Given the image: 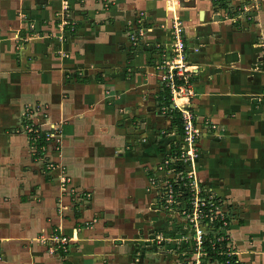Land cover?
I'll return each instance as SVG.
<instances>
[{
	"label": "crops",
	"instance_id": "0c3cea01",
	"mask_svg": "<svg viewBox=\"0 0 264 264\" xmlns=\"http://www.w3.org/2000/svg\"><path fill=\"white\" fill-rule=\"evenodd\" d=\"M241 1L245 13L226 8ZM227 2L0 0V264H136L129 245L146 240L137 225L150 198L148 172L167 149L156 132L170 126L158 115V66L170 57L175 17L193 71L191 107L226 132L201 141V172L222 182L226 197L264 193V0ZM64 13L74 27L61 26ZM38 101L48 104L47 118L32 121L63 129L61 150L50 145L45 156L58 165L50 172L19 132L25 108ZM237 186L244 193L231 196ZM250 215L230 240L243 263L264 264L263 212ZM62 236L67 250L52 253Z\"/></svg>",
	"mask_w": 264,
	"mask_h": 264
},
{
	"label": "rangeland",
	"instance_id": "374dc122",
	"mask_svg": "<svg viewBox=\"0 0 264 264\" xmlns=\"http://www.w3.org/2000/svg\"><path fill=\"white\" fill-rule=\"evenodd\" d=\"M231 1V0H230ZM223 6L225 4H229L227 0H219ZM228 10H234L235 14L239 13H245V6L244 3L238 2L234 7H226ZM242 8V9H241ZM254 8V7H253ZM241 9V11H240ZM233 12V11H231ZM238 13V14H239ZM63 19L68 22L69 25L74 27L75 24L69 20L67 15L63 16ZM65 27L64 25H62ZM71 30V32H73ZM186 54V52H185ZM64 56V55H63ZM187 60V56H186ZM33 107H26L25 109V115L23 118V130L22 128L19 130V132H27V133H32L36 130L35 126H37V123H34L31 119L32 114H37V116L41 119V121H38V124H41L42 121H45L44 119L47 118V109H48V104L42 103L38 101L37 103L32 105ZM190 106H192V102L190 103ZM191 111L194 113V110L192 107H190ZM41 112V113H40ZM160 114V111L158 112V115ZM163 114V113H161ZM164 115V114H163ZM196 116V115H195ZM37 118V117H36ZM38 119V118H37ZM201 120H209L208 118H202ZM211 125L214 124L217 126V130L211 129L209 131L207 130H202L201 127H199L200 130V135L198 139L195 142L194 146V151H196L197 156H195L191 166H188L190 170L194 174V179L198 182L201 183L204 188L210 193H213L215 196H222L220 197L221 200H223L224 206L220 209V214H228L227 212H230V219L232 220L231 225L228 230H223V232L229 236L232 228L234 226L239 225V222H244L247 219L250 218V214L254 213H260L263 212L264 216V207L261 208L262 204L264 203V193H260V197L258 198L255 195H248L244 196V198L241 197H233L229 198L226 197L225 195H222L221 191L224 189V185L222 182L216 183L214 179H211L209 181V178L206 179L205 175L202 170V160L205 157L204 151L201 147V141L210 138L212 140H221L226 136L225 129L222 128L219 124L213 123L212 121ZM39 129L37 130L39 132L40 138L39 139L41 142L39 143L40 146H44L45 150L40 151L39 153L37 152L36 154H40V159L43 160L42 164V170L45 172L47 171V166H52V168H57L58 165L55 164L54 162L50 161V159L46 158V154L48 151V148L50 147L51 141L55 142L54 148L55 150L59 151L61 150V143L57 140V138H50L49 135L47 134H62L63 129L61 127H54L52 129H41V127H38ZM160 137L164 140H166L165 145L167 146V149L170 148V145L178 140V137L174 134H170L166 127H163L161 129H158L156 131ZM31 133V134H32ZM48 138L49 141H48ZM30 145V144H29ZM36 145V144H35ZM30 145L32 156L34 157L33 153L34 151L36 152V146ZM41 146V147H42ZM164 159V156L162 157ZM39 159V160H40ZM38 161V160H37ZM156 165V164H154ZM153 165V166H154ZM163 166L162 161L155 166V170L153 171L154 173V182L153 184L147 185L146 188V195L150 196V198L145 199L144 205L142 207L144 208L143 211V216H141L142 221L139 222L137 227L139 228V234L142 235L143 237H146L145 241H136L135 246L129 245L130 249L129 252L131 253V258L134 259L136 264H201L202 260L206 258V254H204L200 250V246L198 245L197 248L194 249V244L192 243V240L195 239L198 235H200L201 232L206 234V228L201 225L200 222L196 223L193 220V216H189L187 213L184 211V207H178L174 205L169 206V208H162L161 204L159 206L158 204V195H159V188L162 187L163 185L161 184L164 182L165 178L167 177L166 173L161 170ZM161 168V169H160ZM60 172H65L64 168H61ZM212 177V176H211ZM254 180L251 176L248 177L247 182L249 183L248 186L253 187L255 192L261 189V185L259 184L258 181H251ZM214 181V183L212 182ZM223 181V180H222ZM221 188V189H220ZM201 190V189H199ZM85 194L88 195L87 192H84ZM244 193V190H242L241 186H237L235 191H231L230 195L231 196H236V195H241ZM220 195V196H219ZM86 196V195H85ZM91 194L85 198L84 200L88 201L90 199ZM194 213V212H193ZM220 215V216H222ZM244 220V221H243ZM246 223V222H245ZM233 225V226H232ZM257 236H251L249 241H246V245H248V255H250V260H254L256 258L255 252L256 249H252L257 243L256 240ZM223 240V238H221ZM250 244V247H249ZM233 241L230 242V247L232 251L238 250L236 249ZM235 247V249H233ZM53 248V246H52ZM260 250L261 248L264 250L263 246L258 247ZM253 250V251H252ZM259 250V251H260ZM196 252V253H194ZM247 253V252H245ZM132 262V261H131ZM217 264V263H216Z\"/></svg>",
	"mask_w": 264,
	"mask_h": 264
},
{
	"label": "trees",
	"instance_id": "16d2710c",
	"mask_svg": "<svg viewBox=\"0 0 264 264\" xmlns=\"http://www.w3.org/2000/svg\"><path fill=\"white\" fill-rule=\"evenodd\" d=\"M157 105L165 118L170 120V126L167 129L168 132L178 137V140L174 141L168 150L163 147L160 148V151L164 154L162 163L164 164L165 161L170 159L172 160L167 165L166 170H172L176 173L174 178L171 177L173 179L168 178L170 179L169 181H172L171 185L175 197L174 207L183 206L185 213L191 217L196 210L195 202L198 199V221L206 228V234L203 233L201 238L200 250L207 256L202 260L201 264H245L231 250L230 236H227L223 232V230L229 229L232 222L229 216L230 212L224 215L219 212L224 206L223 200L213 193L208 192L201 183H198V188L201 190L197 191L198 188H196L194 180L187 178L186 173L189 171L187 164L177 159L182 154V141L185 138V123L182 113L173 106L172 93L165 83H163L162 90L157 97ZM35 129L38 130L39 128L35 126ZM27 134L29 136V144L33 146L36 144L37 150L33 152L35 153L34 159L39 160L41 156L36 153L41 151L42 145L40 146L39 144L41 141L39 140L38 143H35L34 136L31 133ZM148 178L152 182L154 180V173L148 172ZM162 198L160 199L158 197V202L164 208L167 202L162 200ZM192 243L194 244V249L198 247L197 240L193 239ZM233 249L235 248L233 247Z\"/></svg>",
	"mask_w": 264,
	"mask_h": 264
},
{
	"label": "built area",
	"instance_id": "2783aa9c",
	"mask_svg": "<svg viewBox=\"0 0 264 264\" xmlns=\"http://www.w3.org/2000/svg\"><path fill=\"white\" fill-rule=\"evenodd\" d=\"M64 14L61 15L60 21H61V26L64 25H69L68 22H66L63 19ZM144 28L141 26L140 28H135V32L131 35V41L133 42V45H137L140 39L144 35ZM170 35L172 38L171 41V54L168 60L163 61L159 66V70L163 72L162 75V81L163 83L166 84V86L170 89V92L172 93V101H173V106L178 109L182 113V117L185 123V138L182 141L183 142V148H182V154L177 158L181 162H184L188 166H191L195 156H197L196 151H194V146L195 142L198 139L200 135V131L204 130H217L216 125L212 124L209 122V120H200L195 114L190 109V103L192 102V99L194 97V90H193V83H192V76H193V71L189 70L187 67V60H186V43H185V31H184V25L178 19L175 17L173 19V24L170 29ZM178 99H183L185 102L183 103H178ZM263 100H264V94H263ZM199 127L202 128V130L199 129ZM33 130H31L32 133ZM220 131H218L219 133ZM32 135L34 136V142L38 143L40 136L39 132L35 130ZM50 136V138L54 137L57 138L59 141V134H47ZM48 138V141L49 139ZM60 142V141H59ZM51 145H55L54 141H51ZM56 146V145H55ZM41 150L44 151L45 147L42 146ZM172 160L165 161L162 169L167 177L164 179L165 181L162 182L161 184L163 185L162 187L159 188V195L158 197L162 200H165L167 203L164 205V208H169V206L174 205L175 202V197H174V192H173V187L171 185L172 181H169L171 178L175 176V172L172 170L167 171V165L171 163ZM52 166L47 167V171L50 172L52 170ZM188 172L186 173L188 179H193L194 184H196V188H198V182L194 179V174L188 167ZM45 172V171H44ZM171 178V179H173ZM168 179V180H167ZM154 182V181H153ZM151 182V184H153ZM62 186L64 188H67L68 184H70V180L67 177H62ZM199 191V188L197 189ZM86 195V196H85ZM85 197H88L89 194H84ZM198 199H196L195 206L196 210L194 211V217L193 220L198 223ZM220 212V210H219ZM203 232L200 233L196 237V240L198 242V245L200 246L201 243V238H202ZM55 247H51L50 251L54 253V251L62 250L66 251L67 250V238L62 236V237H56L55 238Z\"/></svg>",
	"mask_w": 264,
	"mask_h": 264
},
{
	"label": "bare ground",
	"instance_id": "6f19581e",
	"mask_svg": "<svg viewBox=\"0 0 264 264\" xmlns=\"http://www.w3.org/2000/svg\"><path fill=\"white\" fill-rule=\"evenodd\" d=\"M174 4V3H173ZM183 102H185V100H183V99H178V103H183Z\"/></svg>",
	"mask_w": 264,
	"mask_h": 264
}]
</instances>
